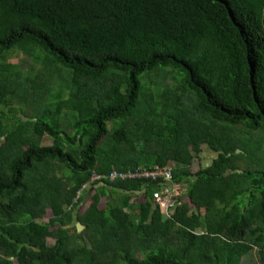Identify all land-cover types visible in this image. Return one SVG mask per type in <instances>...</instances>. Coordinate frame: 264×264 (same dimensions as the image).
<instances>
[{
  "label": "trees",
  "instance_id": "obj_1",
  "mask_svg": "<svg viewBox=\"0 0 264 264\" xmlns=\"http://www.w3.org/2000/svg\"><path fill=\"white\" fill-rule=\"evenodd\" d=\"M0 60V264H264V172L232 128H264V0H0ZM155 165L186 188L168 215L151 182L77 199Z\"/></svg>",
  "mask_w": 264,
  "mask_h": 264
},
{
  "label": "rangeland",
  "instance_id": "obj_2",
  "mask_svg": "<svg viewBox=\"0 0 264 264\" xmlns=\"http://www.w3.org/2000/svg\"><path fill=\"white\" fill-rule=\"evenodd\" d=\"M3 63L20 65L19 69L21 70V72L25 74L27 78L28 76L32 77L31 80L37 78H45L43 76L45 75L44 73H46V70L45 67L42 65V63L31 56H26L25 54L20 53L19 51L15 50L7 54L5 62ZM0 64H1V60H0ZM172 69L171 67L169 68L171 72ZM169 70H168L169 77L167 78L162 77L160 79L156 78L155 80H150L147 77L144 79V81H146L147 84L150 86L151 93L153 94L154 99L156 101H159L158 100L160 97V95L158 94L159 92L164 91L166 87L171 88V86L175 84V81L172 78L171 72H169ZM55 85L58 87V82H55ZM57 87L55 88V90L58 89ZM14 107L19 108L18 105ZM113 125L114 123H108V128ZM232 128L234 130L233 136H235L236 137L235 139L238 140L237 144L240 147L236 150V153H239L238 150H240V152L243 153V156L237 161L239 168L243 170L247 169L253 172H261V173L264 172V128L254 130V129H249L248 127L242 124L235 125ZM45 143L49 144L50 139L45 138ZM203 153L201 155L202 158L201 163L196 161L195 168H197V166H199L200 164L204 166H208V164L211 163L212 158L215 156L214 153H212L210 150L205 151ZM50 216L51 213L48 212V215L46 217V222L48 221L47 219ZM48 241L49 244L54 243L53 240L51 239H48ZM241 264H261L260 256L258 254V249L254 248L246 256H244L241 261Z\"/></svg>",
  "mask_w": 264,
  "mask_h": 264
},
{
  "label": "built area",
  "instance_id": "obj_3",
  "mask_svg": "<svg viewBox=\"0 0 264 264\" xmlns=\"http://www.w3.org/2000/svg\"><path fill=\"white\" fill-rule=\"evenodd\" d=\"M172 165H155L151 169L134 168L124 171L112 170L108 173H92L89 180L83 184L77 192V199L80 195L91 189L97 183L116 181H142L151 182L160 186L153 194L154 206H159L160 210L167 215L180 204V200L185 196L186 188L184 183L174 181Z\"/></svg>",
  "mask_w": 264,
  "mask_h": 264
},
{
  "label": "water",
  "instance_id": "obj_4",
  "mask_svg": "<svg viewBox=\"0 0 264 264\" xmlns=\"http://www.w3.org/2000/svg\"><path fill=\"white\" fill-rule=\"evenodd\" d=\"M238 151L240 152V150H238ZM203 154H205V153H203ZM89 196H90L89 193H87L85 195V197L81 201V205L84 204L87 201V199L89 198ZM75 228H76L77 232L79 233V232H81L84 229V226H82L80 223H76L75 224Z\"/></svg>",
  "mask_w": 264,
  "mask_h": 264
},
{
  "label": "clouds",
  "instance_id": "obj_5",
  "mask_svg": "<svg viewBox=\"0 0 264 264\" xmlns=\"http://www.w3.org/2000/svg\"><path fill=\"white\" fill-rule=\"evenodd\" d=\"M86 191H87V190H86ZM83 193H85V191H84ZM83 193H82V194H83Z\"/></svg>",
  "mask_w": 264,
  "mask_h": 264
}]
</instances>
